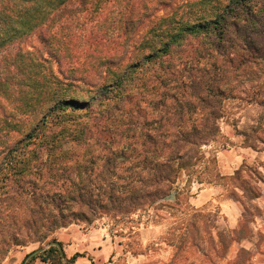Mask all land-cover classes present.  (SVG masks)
Instances as JSON below:
<instances>
[{
  "label": "trees",
  "instance_id": "obj_1",
  "mask_svg": "<svg viewBox=\"0 0 264 264\" xmlns=\"http://www.w3.org/2000/svg\"><path fill=\"white\" fill-rule=\"evenodd\" d=\"M263 29L264 0H0V53L18 47L0 60V264L23 230L43 244L103 218L165 214L187 245L201 214L178 183Z\"/></svg>",
  "mask_w": 264,
  "mask_h": 264
},
{
  "label": "rangeland",
  "instance_id": "obj_2",
  "mask_svg": "<svg viewBox=\"0 0 264 264\" xmlns=\"http://www.w3.org/2000/svg\"><path fill=\"white\" fill-rule=\"evenodd\" d=\"M256 47L263 54V39ZM17 51V45L10 46L0 60ZM225 78L230 93L217 134L200 149L204 157L196 155L175 193L181 210L201 214L192 219L187 245H177L182 233L176 219L165 214L156 222L134 215L135 224L103 218L54 233L63 250L60 263L42 262L53 242L41 244L33 231L23 230V245L13 247L1 264H68L74 255L70 264H264V56Z\"/></svg>",
  "mask_w": 264,
  "mask_h": 264
},
{
  "label": "water",
  "instance_id": "obj_3",
  "mask_svg": "<svg viewBox=\"0 0 264 264\" xmlns=\"http://www.w3.org/2000/svg\"><path fill=\"white\" fill-rule=\"evenodd\" d=\"M50 246H53V247L57 248V250H58L60 256L63 257V250H62V247L60 246L59 243H57V242H53V243L50 244ZM35 254H37V252L32 253L29 257H32V256H34Z\"/></svg>",
  "mask_w": 264,
  "mask_h": 264
}]
</instances>
